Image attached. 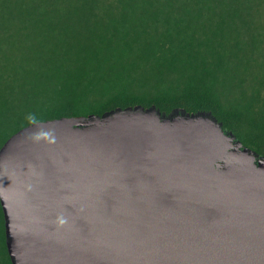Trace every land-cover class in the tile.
Returning <instances> with one entry per match:
<instances>
[{"label":"water","instance_id":"water-1","mask_svg":"<svg viewBox=\"0 0 264 264\" xmlns=\"http://www.w3.org/2000/svg\"><path fill=\"white\" fill-rule=\"evenodd\" d=\"M11 264H264V157L211 113L114 109L0 148Z\"/></svg>","mask_w":264,"mask_h":264},{"label":"trees","instance_id":"trees-1","mask_svg":"<svg viewBox=\"0 0 264 264\" xmlns=\"http://www.w3.org/2000/svg\"><path fill=\"white\" fill-rule=\"evenodd\" d=\"M136 106L211 113L264 157V0H0V148Z\"/></svg>","mask_w":264,"mask_h":264}]
</instances>
